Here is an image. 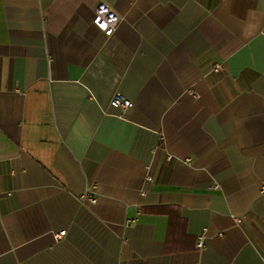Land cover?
Masks as SVG:
<instances>
[{"label":"crops","instance_id":"obj_1","mask_svg":"<svg viewBox=\"0 0 264 264\" xmlns=\"http://www.w3.org/2000/svg\"><path fill=\"white\" fill-rule=\"evenodd\" d=\"M263 188L264 0H0V264H264Z\"/></svg>","mask_w":264,"mask_h":264},{"label":"built area","instance_id":"obj_2","mask_svg":"<svg viewBox=\"0 0 264 264\" xmlns=\"http://www.w3.org/2000/svg\"><path fill=\"white\" fill-rule=\"evenodd\" d=\"M120 21V17L113 11L111 7L107 6L106 4L100 3L95 7L92 22L94 26L99 29V31H101L104 35L111 36L120 24ZM221 69V65H215L213 67L214 72H218ZM116 101L121 108L125 109L128 107V103L125 100H121V98H118ZM63 235L64 233L60 232L56 237H61ZM196 245L198 248L203 247L204 234L198 236Z\"/></svg>","mask_w":264,"mask_h":264}]
</instances>
